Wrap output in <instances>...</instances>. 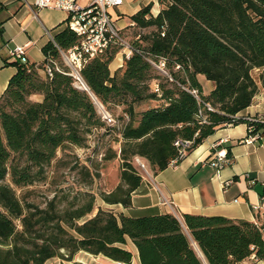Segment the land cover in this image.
<instances>
[{
  "label": "trees",
  "instance_id": "obj_1",
  "mask_svg": "<svg viewBox=\"0 0 264 264\" xmlns=\"http://www.w3.org/2000/svg\"><path fill=\"white\" fill-rule=\"evenodd\" d=\"M157 2L155 15L149 2L129 16L146 32L134 33L137 51L123 57L112 74L117 46L83 64L87 89L74 84L61 55L79 43L67 26L43 44L41 61L14 62L0 95V264L72 260L80 250L131 264L128 238L140 264H204L195 246L208 264L264 258L262 221L191 213L179 220L169 212L128 216L96 206L88 189L55 191L43 206L28 198L27 186L45 178L58 149L85 146L94 130L110 129L96 102L108 113L122 105L119 117H128L119 130L120 181L99 193L106 203L131 204V192L145 175L133 161L137 157L157 172L219 127L244 122L248 134L264 132L256 116L237 115L264 89V0ZM160 60L165 73L155 65ZM199 76L212 82L208 92ZM147 101L155 104L135 110Z\"/></svg>",
  "mask_w": 264,
  "mask_h": 264
},
{
  "label": "crops",
  "instance_id": "obj_2",
  "mask_svg": "<svg viewBox=\"0 0 264 264\" xmlns=\"http://www.w3.org/2000/svg\"><path fill=\"white\" fill-rule=\"evenodd\" d=\"M32 1L0 0V95L16 69L11 48L27 43V62H39L44 57L41 47L50 39L47 32L53 36L65 26L64 10L37 8L32 5ZM149 2L155 15L159 10L157 0H136L127 11L128 17ZM131 22L129 19L128 23ZM125 25L124 21L119 22V26ZM121 64V55L118 53L109 63L110 73ZM202 77L199 76V79L204 86L208 81ZM211 87L212 84H209L208 89ZM237 115L264 117V89L259 87L252 102ZM248 133L244 122L219 127L179 161L170 163L160 171H149L143 175L131 192L130 205L102 200L97 205L128 216L169 212L179 220L183 213H191L264 222V132L246 141ZM218 150L227 153L232 161L220 167L214 165L212 162ZM125 247L132 251L131 264H140L137 249L129 238ZM195 249L203 263L208 264L201 250L197 246ZM76 261L86 264H123L83 250L77 252L72 260L62 261L59 257H50L46 264H75ZM236 264H264V258L255 260L251 255Z\"/></svg>",
  "mask_w": 264,
  "mask_h": 264
},
{
  "label": "rangeland",
  "instance_id": "obj_3",
  "mask_svg": "<svg viewBox=\"0 0 264 264\" xmlns=\"http://www.w3.org/2000/svg\"><path fill=\"white\" fill-rule=\"evenodd\" d=\"M135 2L136 0H126L125 4L123 3L118 7L110 9L113 16L117 15L118 21H116V25H119V22L122 21L129 24L127 11ZM155 7L157 8V6ZM136 31L144 33L146 29H137L136 25H127L122 29V32L130 42ZM159 71L165 73L164 69H159ZM258 73L259 69L255 68L252 70V74L256 79ZM202 78L204 81L206 80L204 77ZM74 84L83 87L78 80H74ZM209 84H212V82L208 81V83L204 84L205 92L209 91ZM32 98L36 99L39 96L35 95ZM152 104H155V101L139 103L135 106V110L140 111ZM96 106L101 110L99 102H96ZM122 108V105L111 107L109 116L112 120H106V123H110V129L105 130L101 128L94 130L88 136L85 146L70 145L63 150L58 149L56 160L46 168L45 178L27 186V188L31 189L28 198L43 206L44 200L51 197L55 191L74 192L88 189L95 194V205L98 206L97 202L102 200L99 193L111 190L120 181L119 169L121 159L119 154L121 137L119 130L128 118L127 116H125V119L119 117L122 114ZM112 151H116V155L107 158L106 156L111 154ZM133 161L137 162L135 159ZM85 168L92 175V182L90 184H86L89 177L86 175ZM149 171L151 170L149 169Z\"/></svg>",
  "mask_w": 264,
  "mask_h": 264
},
{
  "label": "built area",
  "instance_id": "obj_4",
  "mask_svg": "<svg viewBox=\"0 0 264 264\" xmlns=\"http://www.w3.org/2000/svg\"><path fill=\"white\" fill-rule=\"evenodd\" d=\"M124 3V0H33L32 5L37 8L49 7L58 8L66 12L65 26L70 28L79 37V43L69 48L66 51H61V55L69 68V74L80 81L83 85V80L80 74V69L83 64L95 54L103 51L107 46H117L118 52L123 57H127L136 48L132 45L130 40L122 32V29L127 25H134L135 22L121 27L116 25L117 15L113 16L110 9L118 7ZM154 15V13L151 11ZM50 39L53 36L47 32ZM163 34V32H162ZM27 43L15 45L11 48L10 53L13 58L19 62H27L25 54V47ZM115 55V56H116ZM155 65L163 70L164 62L160 60ZM48 75L52 74L50 67L46 68ZM78 86V85H77ZM102 117L107 121L112 118L101 106ZM256 120L264 122V117H256ZM259 133H250L246 136V141H251L258 137ZM136 161L145 174L149 170L147 165L140 158ZM230 159L222 150L215 153L213 164L217 167L228 163ZM120 263V262H118Z\"/></svg>",
  "mask_w": 264,
  "mask_h": 264
},
{
  "label": "water",
  "instance_id": "obj_5",
  "mask_svg": "<svg viewBox=\"0 0 264 264\" xmlns=\"http://www.w3.org/2000/svg\"><path fill=\"white\" fill-rule=\"evenodd\" d=\"M78 87H81V86H78ZM82 88L87 89V87H86L84 81H83V87H82Z\"/></svg>",
  "mask_w": 264,
  "mask_h": 264
},
{
  "label": "bare ground",
  "instance_id": "obj_6",
  "mask_svg": "<svg viewBox=\"0 0 264 264\" xmlns=\"http://www.w3.org/2000/svg\"><path fill=\"white\" fill-rule=\"evenodd\" d=\"M200 255H202V254L200 253Z\"/></svg>",
  "mask_w": 264,
  "mask_h": 264
}]
</instances>
